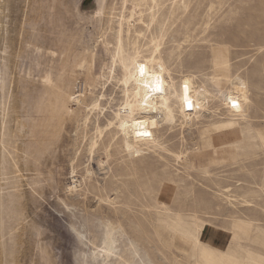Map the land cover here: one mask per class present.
Wrapping results in <instances>:
<instances>
[{
	"label": "rangeland",
	"instance_id": "1",
	"mask_svg": "<svg viewBox=\"0 0 264 264\" xmlns=\"http://www.w3.org/2000/svg\"><path fill=\"white\" fill-rule=\"evenodd\" d=\"M0 36V264H264V0H0ZM137 58L207 109L124 136Z\"/></svg>",
	"mask_w": 264,
	"mask_h": 264
},
{
	"label": "bare ground",
	"instance_id": "2",
	"mask_svg": "<svg viewBox=\"0 0 264 264\" xmlns=\"http://www.w3.org/2000/svg\"><path fill=\"white\" fill-rule=\"evenodd\" d=\"M0 38L2 37L0 36ZM62 52L64 53V51ZM5 59L6 61L4 66H7L8 64H6V62L8 58ZM7 71L8 70H6L5 72ZM5 72V79L3 78L2 82L3 80L6 81V77L8 75H6ZM128 76L129 77L125 80V85L128 87V85L131 84V89H128L127 87L126 88L132 94V99L127 100L125 104L122 105L117 116L120 121V130L122 134L132 141L156 142L157 139L154 130L156 128H161L164 122H169L176 119L177 114L174 108L175 103H179L183 116H185L189 121L193 116L197 115L198 113H203L207 109V91L196 90L194 80L191 76H185L177 86L174 81L168 80V78L166 77V70L164 68L155 66L153 58L135 59L133 67L129 70ZM45 78L46 80H44L46 81V83L48 82V84L50 85L52 83L51 75L48 74ZM3 87H1V89ZM229 99L233 103L239 102L240 96L239 94L230 91L228 93V100ZM189 104H191V107H189ZM48 111L49 113H53L54 109L52 110L51 108V110H49L48 108ZM24 123L25 122H23V124ZM18 127L20 128V126ZM202 252L209 258L208 262L211 264H240L239 260L241 258L239 259L238 257L230 254H223L218 251L207 249L206 246L202 247ZM254 258L255 261L258 260L255 256ZM242 260L243 259H241V261ZM252 261H254V259ZM258 262L259 260L257 261V263ZM261 262L262 261H260V263ZM257 263L255 262V264Z\"/></svg>",
	"mask_w": 264,
	"mask_h": 264
},
{
	"label": "snow or ice",
	"instance_id": "3",
	"mask_svg": "<svg viewBox=\"0 0 264 264\" xmlns=\"http://www.w3.org/2000/svg\"><path fill=\"white\" fill-rule=\"evenodd\" d=\"M189 107H191V104H189Z\"/></svg>",
	"mask_w": 264,
	"mask_h": 264
}]
</instances>
